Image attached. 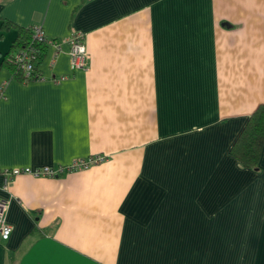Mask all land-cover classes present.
Returning a JSON list of instances; mask_svg holds the SVG:
<instances>
[{"label":"crops","instance_id":"crops-1","mask_svg":"<svg viewBox=\"0 0 264 264\" xmlns=\"http://www.w3.org/2000/svg\"><path fill=\"white\" fill-rule=\"evenodd\" d=\"M33 26L83 33L87 67L46 46L20 82ZM1 86L0 264H264V146L257 170L230 152L264 104V0H0Z\"/></svg>","mask_w":264,"mask_h":264},{"label":"built area","instance_id":"built-area-1","mask_svg":"<svg viewBox=\"0 0 264 264\" xmlns=\"http://www.w3.org/2000/svg\"><path fill=\"white\" fill-rule=\"evenodd\" d=\"M33 39L40 43H44L48 47H52L56 51L61 49L62 44L68 46V57L70 65L73 69L84 70L87 67L89 54L85 46V35L81 32H71V34L63 41L50 40L46 37L42 27L33 26ZM35 57L27 50H22L14 55V61L18 68L23 72L25 79L35 76L38 80L42 77L38 74H34L33 61ZM26 81V80H25ZM4 86L0 87V99L3 95ZM101 158L96 160H75L68 167H40V168H13L5 169L2 171V175L5 177L4 189L13 181V179L20 175L31 176L33 178H47L54 179L61 176L66 171H77L88 168L90 165L97 161H101ZM8 209V202L0 200V239L6 241L11 233V227L6 223V212Z\"/></svg>","mask_w":264,"mask_h":264},{"label":"trees","instance_id":"trees-1","mask_svg":"<svg viewBox=\"0 0 264 264\" xmlns=\"http://www.w3.org/2000/svg\"><path fill=\"white\" fill-rule=\"evenodd\" d=\"M46 45L33 39L32 27L22 30V35L14 42L11 51L5 56L3 65L11 69L13 75L23 83L37 81V78L25 79L23 72L14 61L15 53L27 50L34 57V74H41L37 70V63L43 56ZM26 80V81H25ZM264 146V104L259 105L249 117L245 127L235 140L231 155L246 169H258L259 160Z\"/></svg>","mask_w":264,"mask_h":264}]
</instances>
